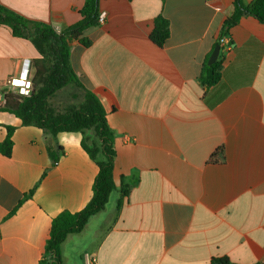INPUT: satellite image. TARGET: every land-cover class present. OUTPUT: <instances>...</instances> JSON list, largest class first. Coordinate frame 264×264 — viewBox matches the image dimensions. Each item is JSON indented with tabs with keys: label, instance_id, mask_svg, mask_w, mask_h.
<instances>
[{
	"label": "crops",
	"instance_id": "0c3cea01",
	"mask_svg": "<svg viewBox=\"0 0 264 264\" xmlns=\"http://www.w3.org/2000/svg\"><path fill=\"white\" fill-rule=\"evenodd\" d=\"M84 1L0 4L60 32L81 19ZM233 2L100 1L104 24L86 32L89 47L72 44L70 59L114 132L116 190L62 244L61 264H264V24L243 17L219 45L220 81H200ZM159 16L170 24L162 47L150 39ZM39 57L0 25V87ZM0 124V142L5 126L17 128L12 155L0 152V264H38L52 220L90 202L98 166L81 133L57 136L64 155L53 167L42 130L7 112Z\"/></svg>",
	"mask_w": 264,
	"mask_h": 264
},
{
	"label": "trees",
	"instance_id": "16d2710c",
	"mask_svg": "<svg viewBox=\"0 0 264 264\" xmlns=\"http://www.w3.org/2000/svg\"><path fill=\"white\" fill-rule=\"evenodd\" d=\"M100 1L85 0L80 11L81 19L60 32L48 23L28 20L0 4V25L9 27L14 37L29 40L40 55L33 60L35 74L31 95L23 97L10 92L6 96V103L0 104V112L13 114L25 127H36L43 131L47 153L53 167L58 165L64 155L63 148L57 144V136L63 133H81L82 149L98 166L90 202L79 212L63 211L52 220L49 238L38 264H61L62 244L68 236L82 232L89 220L106 207L110 195L116 190L113 174L116 157L114 132L108 124L107 113L101 101L76 74L70 59L74 42H79L84 47L91 45L92 41L85 34L89 29L100 26ZM233 6L232 15L221 28L220 39L228 37L230 31L243 17L250 16L264 24V0H254L248 6L243 0H234ZM169 36V21L159 16L155 19L150 39L155 45L162 47ZM208 62L209 58L200 77L205 88L216 85L221 78V62L216 61L212 65ZM69 87L76 91L71 101L55 105L53 100ZM5 128L7 134L0 142V152L10 157L14 147L13 136L17 128L13 126ZM37 187L38 184L24 195L18 208L10 216L16 214L25 201L33 198ZM128 192L124 189L123 196H127ZM211 264L235 263L228 258H215Z\"/></svg>",
	"mask_w": 264,
	"mask_h": 264
},
{
	"label": "built area",
	"instance_id": "2783aa9c",
	"mask_svg": "<svg viewBox=\"0 0 264 264\" xmlns=\"http://www.w3.org/2000/svg\"><path fill=\"white\" fill-rule=\"evenodd\" d=\"M105 15L101 14L99 17V24H104ZM228 38H221L219 40L220 46L224 47L228 45ZM35 74V68L33 60L31 58H24L21 62L19 74L8 79L0 87V104L6 103V96L10 92H14L20 96L28 97L33 90V77ZM96 257L87 256L86 264H96Z\"/></svg>",
	"mask_w": 264,
	"mask_h": 264
},
{
	"label": "rangeland",
	"instance_id": "374dc122",
	"mask_svg": "<svg viewBox=\"0 0 264 264\" xmlns=\"http://www.w3.org/2000/svg\"><path fill=\"white\" fill-rule=\"evenodd\" d=\"M75 93H76V91L72 87H69V88L61 91L57 95V97L53 100V103H55V105H57L59 103L69 102V101H71V98H72L73 94H75ZM92 134L94 135L93 131H92ZM94 139H96V138L94 137Z\"/></svg>",
	"mask_w": 264,
	"mask_h": 264
},
{
	"label": "water",
	"instance_id": "95a60500",
	"mask_svg": "<svg viewBox=\"0 0 264 264\" xmlns=\"http://www.w3.org/2000/svg\"><path fill=\"white\" fill-rule=\"evenodd\" d=\"M219 54H220V46L217 45L209 59V62H208L209 65L214 64L218 60Z\"/></svg>",
	"mask_w": 264,
	"mask_h": 264
}]
</instances>
